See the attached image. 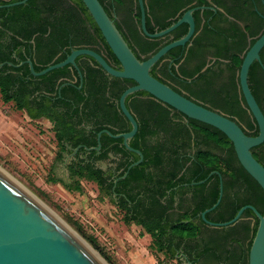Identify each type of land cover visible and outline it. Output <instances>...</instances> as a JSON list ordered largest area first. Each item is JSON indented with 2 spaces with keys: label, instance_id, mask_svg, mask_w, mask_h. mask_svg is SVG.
I'll use <instances>...</instances> for the list:
<instances>
[{
  "label": "trees",
  "instance_id": "trees-1",
  "mask_svg": "<svg viewBox=\"0 0 264 264\" xmlns=\"http://www.w3.org/2000/svg\"><path fill=\"white\" fill-rule=\"evenodd\" d=\"M18 1L21 0H0V7ZM98 1L141 61L187 32V26L181 25L169 35L173 39L166 41L169 36L158 40L146 38L138 29L140 24L127 23L124 31L110 16L105 6L109 1ZM192 1L174 0L172 7L178 10L179 2L185 7ZM196 1L198 5L203 4V0ZM112 2L122 4L123 0ZM166 18L156 14L155 25H150L146 18V30L149 33L162 31L178 19L165 22ZM211 26L212 29L206 25L197 37L194 34L187 51L175 48L168 52L152 67L150 75L175 92L184 93L187 99L235 121L247 136H257V125L237 89L240 55L246 40L241 35L237 46L218 48L212 37L219 29L214 24ZM82 48L98 53L109 65L120 68L80 0H28L23 5L0 8V64L17 66L30 59L34 70L39 72L62 62L72 50ZM212 58L217 60L203 71ZM260 58L264 65L263 51ZM75 62L82 80L72 66L38 78L30 75L27 65H5L0 69L2 102L13 103L15 109L24 112L30 120L50 122L60 152L66 150V145L72 148L80 145L82 151L83 147L95 148L97 134L102 130L113 135L130 130L119 110L118 100L134 83L107 75L87 56L78 57ZM260 73L259 65L253 63L248 84L264 115V84ZM80 84L81 89H78ZM125 104L138 125L129 145L142 153L143 162L114 186V180L121 177L138 156L124 148L122 139L102 134L100 153L95 160L106 161L113 157L114 173L91 163L72 162L67 168L70 177L92 180L125 212V222L142 227L156 251L168 259L180 263L184 258L191 264H247L258 226L254 213L246 210L235 224L221 228L208 226L200 217L218 198L219 176L214 174L207 179L212 172L221 176L223 196L219 205L205 216L206 220L225 223L247 205L264 214V192L241 167L230 141L218 130L188 119L143 91L129 96ZM60 152L57 160L62 157ZM251 153L264 167V143ZM205 179L203 184L191 185ZM74 183L64 185L79 192L80 186H73ZM84 238L113 264L95 239Z\"/></svg>",
  "mask_w": 264,
  "mask_h": 264
},
{
  "label": "water",
  "instance_id": "water-1",
  "mask_svg": "<svg viewBox=\"0 0 264 264\" xmlns=\"http://www.w3.org/2000/svg\"><path fill=\"white\" fill-rule=\"evenodd\" d=\"M28 0H21L6 4L0 8H11L23 5ZM86 8L91 19L100 31L105 43L108 45L114 57L117 59L120 68H115L98 53L87 49L72 50L71 53L62 61L52 64L45 69L36 72L33 63L27 59L29 73L32 77L38 78L48 74L51 71L61 69L66 66H72L78 71L76 59L81 56H87L93 59L97 65L109 76L129 80L134 83L120 95L118 100L119 110L130 125V130L125 133L113 135L107 130L97 134V147L93 150L99 152L101 149L100 138L102 134L108 135L112 139H122L124 148L137 155L138 160L131 163L123 175L114 180V186L118 181L123 180L128 172L143 162V155L140 151L130 147L129 143L137 133L138 125L131 112L126 107V99L137 93L145 92L154 99L169 106L181 113L188 119L200 122L221 132L232 144L236 158L245 170V172L259 185L264 192V167L253 157L251 150L264 143V115L257 104L248 84V74L251 65L254 62L264 69L260 60V52L264 48V32L254 41L252 46L242 57V62L238 71V81L240 92L246 104V107L255 121L258 129L257 136H247L241 127L228 117L212 111L192 100L187 99L181 94L175 92L169 86L163 84L150 75L152 67L159 62L170 50L177 47H184L194 35L195 25L192 13L195 10L187 11L179 20L168 28L149 33L145 24V9L143 0H137L140 10L141 32L150 39H159L174 31L182 24L188 26L187 33L182 38L175 40L166 46L160 48L148 59L139 60L122 35L116 28L114 21L109 18L104 8L98 0H80ZM7 65L14 67L11 63L0 64V69ZM80 75V72L78 71ZM82 85H80L79 89ZM33 121V120H32ZM34 122H48L45 120ZM78 149L74 150V154ZM88 151L92 149H86ZM103 171L113 167L109 162H99L97 164ZM55 179H60L63 183L72 185L67 180L66 169L62 164H55L52 168ZM218 175L220 179L218 198L215 204L200 214L202 221L211 227H229L235 224L246 210H251L258 220V226L252 240L247 264H264V214L261 215L253 206L247 205L240 208L235 216L225 223H213L206 220L205 216L212 212L220 203L223 196V186L221 176L218 172H212V175ZM191 185H200L206 180ZM97 186V185H96ZM110 203L118 210L111 198ZM135 227L137 226L131 223ZM178 263L172 260V264ZM0 264H101L86 249H84L69 233L66 232L58 223L48 215L43 209L34 204L28 197L22 194L14 185L0 175ZM179 264H191L189 261L182 260Z\"/></svg>",
  "mask_w": 264,
  "mask_h": 264
},
{
  "label": "rangeland",
  "instance_id": "rangeland-1",
  "mask_svg": "<svg viewBox=\"0 0 264 264\" xmlns=\"http://www.w3.org/2000/svg\"><path fill=\"white\" fill-rule=\"evenodd\" d=\"M58 152L50 122L33 123L0 97L1 173L69 228L103 264L110 263L84 236L95 239L113 264H172L156 251L142 227L125 222V212L114 207L92 180L71 178L67 165V180L81 190L71 191L59 178L54 180Z\"/></svg>",
  "mask_w": 264,
  "mask_h": 264
},
{
  "label": "flooded vegetation",
  "instance_id": "flooded-vegetation-1",
  "mask_svg": "<svg viewBox=\"0 0 264 264\" xmlns=\"http://www.w3.org/2000/svg\"><path fill=\"white\" fill-rule=\"evenodd\" d=\"M108 1H109V3H108L109 5L107 3H105V6H106L110 16L114 20H116V22L118 23V25L121 28H123L124 25L127 23L140 24L141 15H140V10H139V5H138L137 0L136 1L135 0H123L122 4L121 3L115 4L112 2V0H108ZM173 1L174 0H162V1L143 0L144 9H145V24H146V18H147L148 23L150 25H155V19H153V17L156 16V14L165 15L167 17L165 19V22H169L170 20H174L176 18H178V19H176V21L179 20L189 10H195L192 13V17L194 20V25H196V22H197L198 27H199V30H197V31L194 30V34L196 33L195 34L196 37L203 32L202 30L206 25L208 26V28L212 29L211 24H214L219 29V30L215 31V34H217V35L212 37L216 47H218V48H223V47L233 48V47L237 46V43H238L239 39H241V35H242L245 38L246 42H245V46L243 49L244 51H242L240 57H243L245 55L247 50L252 46L251 43L252 42L254 43V41L264 32V0H203L202 5H198L199 4L198 1L193 0L191 3L187 4L185 7H183V2H179L178 5L180 6V8L178 10H175L172 7V5H174ZM149 6H151L152 9H150ZM183 10H185V11L179 17L180 13ZM194 15H195V17H194ZM182 25H186V24H182ZM138 29H140V31H141V24H140V27H138ZM123 30H124V28H123ZM187 30H188V26H187ZM154 33H156V32H154ZM170 34H168L162 38H159V39H163V38L169 36ZM193 36H192V38H193ZM148 39H150V38H148ZM172 39H173V36H169L165 40L169 41ZM151 40H158V39H151ZM166 45H164V46H166ZM191 46H192V43L190 40L184 47H177V48H182V49H184V51H187ZM261 51H263V55H264V48ZM216 60L217 59H213V58L209 59L208 61H210L211 63L208 62L207 65L203 68V71L206 68H208L211 64H213ZM260 60H261V58H260ZM25 61H21L19 63V65H17V66L13 65V66L19 67L22 65H27L24 63ZM166 61H168V60H166ZM219 61L221 63H227V61H224V60H219ZM254 63H257V62H254ZM261 63H262V61H261ZM2 64H4V63H2ZM257 64L259 65V63H257ZM262 65H263V63H262ZM259 69H260L261 73L264 75V69L260 65H259ZM261 73L259 75L261 78V82L264 84V77ZM79 77L82 80L81 74L79 75ZM64 85H66V84H63L62 86H64ZM80 85H82V84H80ZM79 87H78V89H79ZM237 89L240 90L239 81H238ZM58 94L60 95V89H59ZM183 94H182V96L185 95V94L184 95ZM40 120H45V119H40ZM45 121H47V120H45ZM96 141H97V138H96ZM75 149H78V150L74 154ZM81 149H82V146H80V145L77 146L76 148H72V147L66 145V150H64L62 152H60V150H59L62 157L60 160H57L58 164L60 163L64 166L67 165V168L71 165L72 162H81L83 164L91 163L96 168H99V166L97 165L99 162H106L107 161V162L113 164L112 163L113 157H111V156L106 161L95 160V157H98L100 151L97 152V151L93 150L94 148H84L83 147L84 151H82ZM86 149H92V150L88 151ZM91 152H95L93 156H90ZM113 167H114V164H113ZM113 167H111L108 170H105V172L108 171V172L114 173Z\"/></svg>",
  "mask_w": 264,
  "mask_h": 264
},
{
  "label": "bare ground",
  "instance_id": "bare-ground-1",
  "mask_svg": "<svg viewBox=\"0 0 264 264\" xmlns=\"http://www.w3.org/2000/svg\"><path fill=\"white\" fill-rule=\"evenodd\" d=\"M0 175L5 178L7 181H9L12 185H14L16 187V189H18V191H20L22 194H24L26 197H28L34 204H36L38 207H40L41 209H43L48 215H50L51 217H53V215L46 210L39 202H37L33 197H31L30 195H28L25 191H23L22 189H20L18 186H16V184H14V182H12L10 180V178H8L7 176H5V174L0 172ZM53 219L55 221H57V223L64 229L66 230L67 233H69L74 239H76V241L84 248L88 251V253H90L93 257H95L101 264H103L101 262V260L99 258L96 257V255L92 252V250H90V248H88L79 238L76 237L75 234H73L69 228H67L65 225H63L55 216L53 217Z\"/></svg>",
  "mask_w": 264,
  "mask_h": 264
}]
</instances>
